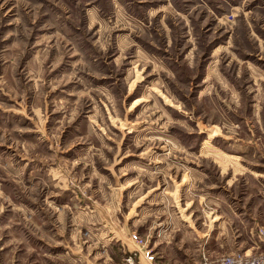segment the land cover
I'll list each match as a JSON object with an SVG mask.
<instances>
[{
    "label": "rangeland",
    "instance_id": "374dc122",
    "mask_svg": "<svg viewBox=\"0 0 264 264\" xmlns=\"http://www.w3.org/2000/svg\"><path fill=\"white\" fill-rule=\"evenodd\" d=\"M51 219L264 252V0H0V244Z\"/></svg>",
    "mask_w": 264,
    "mask_h": 264
},
{
    "label": "crops",
    "instance_id": "0c3cea01",
    "mask_svg": "<svg viewBox=\"0 0 264 264\" xmlns=\"http://www.w3.org/2000/svg\"><path fill=\"white\" fill-rule=\"evenodd\" d=\"M194 219H196V217H194ZM194 219L187 222V225L192 227ZM51 220L53 227L44 229V231H39L38 237L41 239L39 242L33 243L29 240H25L18 247L14 244L11 245L9 240L6 239L5 243L0 244V264H128L125 261V257L137 248L131 246L133 245V240L128 233V229L122 225L120 228L116 229V235H111V237H115L113 243H116V245H113L108 242L104 234H97L95 238H93L92 235L88 233V237L86 238L83 233H72L71 229H69L67 233L61 234L62 232L55 228L54 220ZM254 224L258 225L259 222L256 220ZM81 225H83V222H81ZM128 238L131 240L128 241ZM214 240V243H216L215 237ZM168 241H172L175 251H170L172 246L168 245L164 249V255L157 261L155 260V252L146 243L147 248L154 254V259L148 260L144 257L142 251H136L133 256L134 263L186 264L191 262V260V263H196L200 261L203 252L211 257H216L233 252L234 249V247L224 245H222L223 247L221 248H215L197 244L193 245V247H184L187 250V254H184V252H178V250H176V248L180 246L179 242L176 240ZM16 246L19 249L24 247V249L17 252V250L14 249ZM258 246L259 244L253 241L244 246H235V248L240 247L247 253H256Z\"/></svg>",
    "mask_w": 264,
    "mask_h": 264
},
{
    "label": "built area",
    "instance_id": "2783aa9c",
    "mask_svg": "<svg viewBox=\"0 0 264 264\" xmlns=\"http://www.w3.org/2000/svg\"><path fill=\"white\" fill-rule=\"evenodd\" d=\"M131 239L138 244L141 248L133 250L134 252L128 254L125 257V261L128 264H135L133 260V254L142 251L144 257L148 260L154 259V254L147 248L144 239L137 233H131ZM193 264H264V252L247 253L245 251H233L221 256L211 257L205 252L202 253L200 261Z\"/></svg>",
    "mask_w": 264,
    "mask_h": 264
}]
</instances>
